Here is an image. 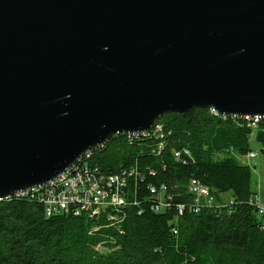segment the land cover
I'll return each instance as SVG.
<instances>
[{"label":"water","instance_id":"obj_1","mask_svg":"<svg viewBox=\"0 0 264 264\" xmlns=\"http://www.w3.org/2000/svg\"><path fill=\"white\" fill-rule=\"evenodd\" d=\"M200 107L264 116V0H0V198Z\"/></svg>","mask_w":264,"mask_h":264},{"label":"trees","instance_id":"obj_2","mask_svg":"<svg viewBox=\"0 0 264 264\" xmlns=\"http://www.w3.org/2000/svg\"><path fill=\"white\" fill-rule=\"evenodd\" d=\"M260 116L253 125L243 115L200 107L165 113L145 132L113 133L80 162L123 176L125 205L91 217L45 215L30 196L2 198L0 264H264V215L249 204L256 192L251 168L241 160L252 151L251 138L264 153ZM193 178L216 200L229 192L233 202L178 216L177 205L191 199ZM160 185L171 205L155 212L159 192L150 187Z\"/></svg>","mask_w":264,"mask_h":264},{"label":"built area","instance_id":"obj_3","mask_svg":"<svg viewBox=\"0 0 264 264\" xmlns=\"http://www.w3.org/2000/svg\"><path fill=\"white\" fill-rule=\"evenodd\" d=\"M183 153L190 156L186 149H183ZM173 154L175 158H179L177 151ZM255 156L256 152L252 150L244 157L248 159ZM129 174H132V170ZM125 187L126 179L123 176L96 173L78 158L55 178L15 191L10 195L30 196L37 199L42 204L45 215L68 212H81V214L88 215V210H97V215H99L106 209H116L125 205L126 199L123 195ZM156 191L159 192L158 203L153 210L160 212L169 208L171 197L167 196L166 187L164 185H160L158 189L154 186L150 187V192L155 193ZM188 192L191 194V199L189 202L177 205L176 214L178 216L185 212L197 213L203 207H227L233 202L232 198L225 201L216 200L209 187L194 178L188 182ZM249 204L255 208L259 216L264 215V203L258 193L250 196ZM109 218L112 217L109 216ZM172 231L174 234L177 233L176 226H172Z\"/></svg>","mask_w":264,"mask_h":264},{"label":"rangeland","instance_id":"obj_4","mask_svg":"<svg viewBox=\"0 0 264 264\" xmlns=\"http://www.w3.org/2000/svg\"><path fill=\"white\" fill-rule=\"evenodd\" d=\"M250 147L256 152V156L248 159L246 157H242L241 160L243 163L250 166L252 171V190L259 194L261 201L264 203V155L261 150V145L253 138L250 139ZM223 195V201L227 198L230 199L231 197L229 192L224 193Z\"/></svg>","mask_w":264,"mask_h":264},{"label":"bare ground","instance_id":"obj_5","mask_svg":"<svg viewBox=\"0 0 264 264\" xmlns=\"http://www.w3.org/2000/svg\"><path fill=\"white\" fill-rule=\"evenodd\" d=\"M211 109V112L215 113V114H218L216 111H214V109L210 108ZM246 119H252L253 123L252 124H255L256 121H258V119L261 117L260 115H243ZM148 131V130H147ZM139 132H145V131H139ZM132 133H135V132H132ZM84 154V153H83ZM82 156V155H81ZM80 156V157H81ZM79 157V158H80ZM8 197V196H6ZM4 197V198H6ZM2 199V198H0ZM251 206V205H250ZM252 207V206H251ZM254 208V207H252ZM119 209V208H118ZM74 215H79L81 212H72ZM55 214H58V213H55ZM97 214V210H88V215L91 217L93 215Z\"/></svg>","mask_w":264,"mask_h":264},{"label":"crops","instance_id":"obj_6","mask_svg":"<svg viewBox=\"0 0 264 264\" xmlns=\"http://www.w3.org/2000/svg\"><path fill=\"white\" fill-rule=\"evenodd\" d=\"M254 192H255V191H254ZM222 196H224L223 194H221L220 197H221L222 199H224ZM230 198H231V197H230ZM228 199H229V198H227L226 200H228Z\"/></svg>","mask_w":264,"mask_h":264}]
</instances>
